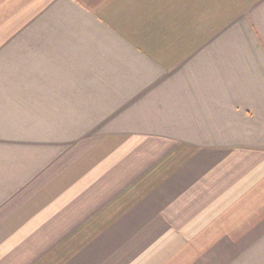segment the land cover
<instances>
[{
  "label": "crops",
  "instance_id": "crops-1",
  "mask_svg": "<svg viewBox=\"0 0 264 264\" xmlns=\"http://www.w3.org/2000/svg\"><path fill=\"white\" fill-rule=\"evenodd\" d=\"M0 264H264V0H0Z\"/></svg>",
  "mask_w": 264,
  "mask_h": 264
}]
</instances>
